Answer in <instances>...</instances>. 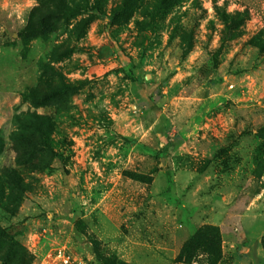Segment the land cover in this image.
I'll return each instance as SVG.
<instances>
[{"label": "rangeland", "instance_id": "374dc122", "mask_svg": "<svg viewBox=\"0 0 264 264\" xmlns=\"http://www.w3.org/2000/svg\"><path fill=\"white\" fill-rule=\"evenodd\" d=\"M0 137V264H264V0H0Z\"/></svg>", "mask_w": 264, "mask_h": 264}, {"label": "trees", "instance_id": "16d2710c", "mask_svg": "<svg viewBox=\"0 0 264 264\" xmlns=\"http://www.w3.org/2000/svg\"><path fill=\"white\" fill-rule=\"evenodd\" d=\"M31 101L33 103H38V99L35 95H30ZM30 125L36 126L34 120H29ZM38 133L34 131L29 132H13L11 134V139L16 151L24 150L29 153H34L41 150V142L46 141V133L49 129H42V126H36ZM4 150V138L0 137V154ZM5 169L0 170V197L5 199H10L17 201L20 197L19 192L24 189L21 179L15 171H10ZM206 229V228H205ZM209 236L212 238L213 244L218 242L219 236L216 228L210 230H204L200 228L195 231L182 245L180 251L176 257L177 261L183 262L185 264H195L194 260L197 252L200 248L201 243L206 242Z\"/></svg>", "mask_w": 264, "mask_h": 264}, {"label": "built area", "instance_id": "2783aa9c", "mask_svg": "<svg viewBox=\"0 0 264 264\" xmlns=\"http://www.w3.org/2000/svg\"><path fill=\"white\" fill-rule=\"evenodd\" d=\"M48 264H86L62 248H56L49 256Z\"/></svg>", "mask_w": 264, "mask_h": 264}]
</instances>
